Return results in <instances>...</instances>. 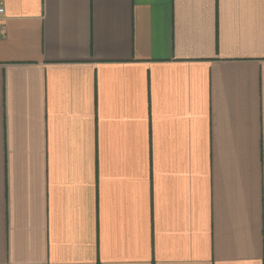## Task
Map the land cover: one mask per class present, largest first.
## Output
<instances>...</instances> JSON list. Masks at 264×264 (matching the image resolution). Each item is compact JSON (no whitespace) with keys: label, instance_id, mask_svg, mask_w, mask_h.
I'll use <instances>...</instances> for the list:
<instances>
[{"label":"crops","instance_id":"1","mask_svg":"<svg viewBox=\"0 0 264 264\" xmlns=\"http://www.w3.org/2000/svg\"><path fill=\"white\" fill-rule=\"evenodd\" d=\"M0 5V264H264V0Z\"/></svg>","mask_w":264,"mask_h":264},{"label":"built area","instance_id":"2","mask_svg":"<svg viewBox=\"0 0 264 264\" xmlns=\"http://www.w3.org/2000/svg\"><path fill=\"white\" fill-rule=\"evenodd\" d=\"M3 13V7L0 5V14Z\"/></svg>","mask_w":264,"mask_h":264}]
</instances>
